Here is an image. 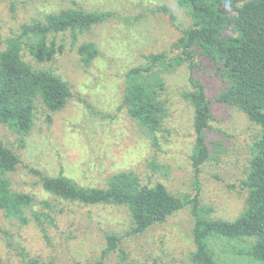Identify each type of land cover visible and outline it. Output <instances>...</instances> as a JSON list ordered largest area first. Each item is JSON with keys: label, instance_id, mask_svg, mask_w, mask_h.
<instances>
[{"label": "rangeland", "instance_id": "obj_1", "mask_svg": "<svg viewBox=\"0 0 264 264\" xmlns=\"http://www.w3.org/2000/svg\"><path fill=\"white\" fill-rule=\"evenodd\" d=\"M177 0H0L2 38L17 36L23 25L47 14L68 8L111 11L116 17L89 32L73 38L70 32L58 38L65 51L52 62L37 64L70 83L73 98L66 107L46 120V109L38 105L35 125L25 138L0 124V140L13 146L21 163L9 174L14 190L29 193L37 200H53L32 169L44 174L65 175L85 187L103 188L113 174L135 171L145 184L163 183L176 195L194 196L195 173L190 160L195 142L193 111L182 93L190 89L188 71L181 68L166 76L169 117L153 147L144 131L122 107L126 74L146 64V56L168 50L180 32L159 7L172 9L179 22L183 12ZM145 30H144V29ZM92 42L99 55L89 67L80 60L77 49ZM214 64L201 66L208 81L211 100V127L207 142L211 160L200 172V203L212 209V218L235 220L245 207L246 178L251 144L258 128L239 110L217 101L226 87ZM205 74L203 75V73ZM219 143L220 146H216ZM63 214L49 227V243L34 222L21 226L0 212V264H23L19 255L27 251L42 261L57 264L93 263L108 246L107 236L119 239L117 248L103 258V264H193L195 250L190 207L177 212L166 223L133 234L132 220L124 206H84L60 202ZM248 244L213 240L211 248L219 264H256L240 253Z\"/></svg>", "mask_w": 264, "mask_h": 264}, {"label": "trees", "instance_id": "obj_2", "mask_svg": "<svg viewBox=\"0 0 264 264\" xmlns=\"http://www.w3.org/2000/svg\"><path fill=\"white\" fill-rule=\"evenodd\" d=\"M176 4L187 24L179 22L171 8L157 9L170 18L180 34L168 50L151 53L145 57L146 64L124 74L122 107L152 146L158 147V134L169 117L164 97L166 76L187 69L190 89L182 96L193 111L195 142L190 160L195 195L173 194L163 183L145 184L135 171L113 174L105 187L95 188L81 186L62 174L51 176L32 169L43 190L54 198L39 201L13 189L8 176L17 171L21 160L12 145L0 140V212L21 226L34 222L47 240L49 227L56 226L63 214L60 202L124 206L132 220L133 234L145 233L190 207L194 218L193 264H219L211 248L213 240L244 242L248 247L240 253L256 264H264V0H177ZM115 17L111 11L63 9L23 25L19 35L5 40L0 27V124L19 136L21 146L35 125L39 104L46 109L50 123L52 115L62 111L74 95L64 78L49 69H37L26 59L37 64L52 62L65 51L59 37L70 32L77 38ZM77 52L86 67L99 55L92 42L82 44ZM206 63L214 64L226 84L217 101L239 110L259 131L251 144L249 167L242 182L245 207L233 221L212 218V209L203 207L199 198L201 168L212 158L206 135L213 119L212 106L206 90L208 81L201 77V66ZM107 241L103 255L89 264H103V258L117 248L119 239L115 235H108ZM19 259L23 264H57L52 259L42 261L25 250Z\"/></svg>", "mask_w": 264, "mask_h": 264}]
</instances>
